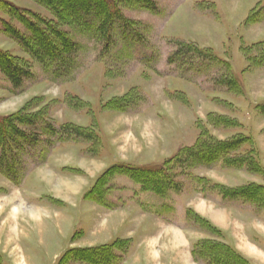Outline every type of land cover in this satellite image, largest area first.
<instances>
[{
  "label": "rangeland",
  "instance_id": "374dc122",
  "mask_svg": "<svg viewBox=\"0 0 264 264\" xmlns=\"http://www.w3.org/2000/svg\"><path fill=\"white\" fill-rule=\"evenodd\" d=\"M106 1L132 31L124 35L116 24L105 56L94 27L59 22L36 0H0V22L25 38L30 33L6 4L79 46L75 66L59 79L0 24V50L32 75L13 90L0 74V118L21 112L94 135H41L23 157L18 185L0 175V207L14 203L17 217L11 233L0 232V264H59L70 249L99 246L113 247L102 264H211L202 243L226 240L264 264V189L255 191L264 173L247 163L252 154L264 161V0H151L155 11L145 0ZM201 134L216 142L250 138L225 154L245 164L181 165ZM117 166H165L178 187L158 197L126 175L104 174ZM204 200L213 223L197 212ZM220 207L227 212L219 215ZM6 216L0 213L1 222Z\"/></svg>",
  "mask_w": 264,
  "mask_h": 264
},
{
  "label": "trees",
  "instance_id": "16d2710c",
  "mask_svg": "<svg viewBox=\"0 0 264 264\" xmlns=\"http://www.w3.org/2000/svg\"><path fill=\"white\" fill-rule=\"evenodd\" d=\"M36 1L47 5L59 22L69 26L82 27L86 25V28H90V26L94 27V33L102 37L103 45L101 53L105 56L110 52V45L112 43L110 37L114 32L116 24L121 27L122 34L124 35L125 31H132L128 26L129 23L115 8V5L106 0ZM144 2L149 6L151 11L156 10L154 2L151 0H145ZM6 10L30 33V36L28 39L25 38L17 30L8 25V23L2 21L0 24L4 33L16 40L24 50L29 52V55L35 62L44 67L47 65L45 68L53 67L57 71L56 74L59 79L66 77L75 66L73 56L78 53L79 46L64 32L51 27L50 24L34 14H30L31 20H29L14 5L6 4ZM88 22L93 23V25H90ZM134 35L136 36V33ZM136 40L142 39L139 36ZM55 62L57 64L54 67L53 64ZM0 74L9 82L13 90H19L23 83L32 76L26 65L15 61L1 50ZM215 119L219 122H227V119L223 117H216ZM41 126H43L41 132L34 130ZM25 128L29 130H25ZM41 135H47L50 138L58 140L63 138H66V140L77 138L89 140L94 136L90 132H85L72 126L55 129L48 121L37 117H24L21 112L0 118V175L18 185L24 171L23 157L31 146L36 147L40 145ZM250 141V138L242 136L231 141L216 142L212 137L201 134L195 146L183 150L185 158L180 163L181 165L190 164L195 160L209 164L220 158L227 166L240 167L245 164L242 158L225 159V154L233 150L236 145L249 144ZM249 158V161H247L249 168L253 169L252 172L255 175L261 176L264 170L260 163L253 161V154L249 155ZM251 165L253 167H250ZM112 171H115L116 174L119 173L130 177L141 186L142 191H150L158 197H162L165 192L167 193L170 189L178 187L177 183L173 184L170 175L165 171V166L161 168L117 166L108 169L104 174L108 175ZM255 186L256 194L260 192L261 188L264 189L263 186ZM220 195L226 198L225 194ZM204 244H206V249H203V251H206L208 254L207 257L211 264H248L245 258L226 245L210 242L202 243L203 246ZM112 250V246L85 249L73 248L62 255L59 264H66L68 261H78L84 264H102L105 260L110 259Z\"/></svg>",
  "mask_w": 264,
  "mask_h": 264
},
{
  "label": "crops",
  "instance_id": "0c3cea01",
  "mask_svg": "<svg viewBox=\"0 0 264 264\" xmlns=\"http://www.w3.org/2000/svg\"><path fill=\"white\" fill-rule=\"evenodd\" d=\"M264 152V151H263ZM261 167L263 168V170H264V161L263 160H261ZM32 174H34L33 172H31L30 174H29V176L30 175H32ZM28 176V175H27ZM257 184H259L260 186H263L264 187V182L263 183H257ZM3 188H1L0 187V190H2ZM4 190H6V189H4ZM15 190V189H14ZM16 190H18V188H16ZM221 200V199H220ZM198 204V208H199V210L197 209V212H199L200 214H201V216L204 218V216L208 219V220H210V218H208L207 216V213H208V208H207V206L205 205L206 204V202H205V200L204 201H202V202H199V203H197ZM193 208V207H192ZM5 209V207H3V206H1L0 207V213L2 214V215H4V214H6L7 216L5 217V221L3 222H1V218H0V232L1 231H3L4 230V228L6 229V230H8V232H7V234H9V233H11V231H12V229L15 227V221H13V219H12V217H16V216H13V211L12 210H14L15 209V206H14V203L12 204L11 202H10V204H9V206L7 207V209H6V211L4 210ZM2 210V211H1ZM225 212H227L224 208H222V207H220L219 208V215L221 214V213H225ZM222 216V215H221ZM223 216H225L224 214H223ZM220 217V216H219ZM17 218V217H16ZM32 218H33V221H35V222H37V221H39L40 220V216L38 215V216H32ZM220 218H222V217H220ZM16 220V219H15ZM222 220V222L221 221H219V224H223L224 223V219L222 218L221 219ZM210 222L211 223H213V220H210ZM5 226V227H4ZM223 230V229H222ZM224 239V238H223ZM225 243L227 244L226 246H229V248H231L233 251H235V252H237L238 254H241L242 256H244L250 263H253V264H255V259L254 258H251L247 253H246V251L244 250V249H241L240 247H238L236 244H232V243H230L229 241H225Z\"/></svg>",
  "mask_w": 264,
  "mask_h": 264
}]
</instances>
